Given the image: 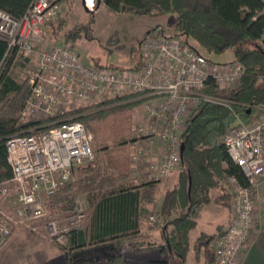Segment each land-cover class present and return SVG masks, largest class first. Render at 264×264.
I'll list each match as a JSON object with an SVG mask.
<instances>
[{
	"label": "built area",
	"instance_id": "1",
	"mask_svg": "<svg viewBox=\"0 0 264 264\" xmlns=\"http://www.w3.org/2000/svg\"><path fill=\"white\" fill-rule=\"evenodd\" d=\"M88 5V0H85ZM94 3V2H93ZM51 0H34L21 18L0 9V38L8 43L6 56L16 51L36 60L28 78L30 94L20 113L23 123L63 114L62 106L73 99L102 100L135 93L142 101L147 120L138 135L148 143L159 141L161 152L150 164L147 180H163L182 169L185 124L192 110L210 102L232 106L227 89L245 73L242 62H218L208 58L180 38L144 37L140 43V64L134 67L97 66L88 62L74 46L49 44L47 23L52 17ZM264 53V30L259 40ZM216 92H209L210 83ZM33 125L7 141L13 175L0 185V196L13 198L21 221L41 220L46 198L57 193L71 179L72 169L96 158L92 136L84 123L60 121L49 128ZM230 159L246 177H226L232 193L231 218L215 239V264H239L256 228V197L264 187V107H257L246 121L236 116L221 140ZM141 150H135V159ZM73 226L57 220L46 224L47 235L65 244L73 229L83 228L86 209L78 201ZM12 219L0 211V244L11 235ZM157 217L148 223L155 225ZM39 226H34L38 229Z\"/></svg>",
	"mask_w": 264,
	"mask_h": 264
},
{
	"label": "trees",
	"instance_id": "2",
	"mask_svg": "<svg viewBox=\"0 0 264 264\" xmlns=\"http://www.w3.org/2000/svg\"><path fill=\"white\" fill-rule=\"evenodd\" d=\"M63 1L66 0H51L52 8ZM33 2L34 0H0V9L8 11L15 18H21ZM104 3L114 12L175 15V32L172 36L182 39L199 51L191 44L192 40L208 54L221 55L232 49L234 60L245 66L241 84L227 93L234 100L231 107L203 102L189 118L183 133V165L174 186L167 189L163 199L159 201L152 193V187L158 181L148 180L146 186L150 187L151 192L143 193V198L148 195L151 197L144 202L141 213L144 219H149L152 215L157 217L156 224L162 230L165 241L163 250L168 256L160 264H186L193 248L198 257L203 255L204 264H215L214 242L222 232H202L194 242L191 240V232L196 228L198 217L207 204L214 202L230 206V195L224 187L227 176L237 175L242 182H246L244 173L230 159L220 137L235 123L237 115L248 121L257 107H264V86L260 84L264 77V53L259 48L264 30V0H104ZM90 30L88 22L79 24L67 32L66 38L75 43L83 36L89 38ZM7 49V41L0 38V185L13 175L7 148V141L12 135L26 133L33 125L51 122L45 127L49 128L64 120L80 121L88 130L102 133L108 125L115 129L118 125L113 124L120 122L121 116H126L125 110L134 106L133 103L123 102L112 107L106 106L129 97L123 95L106 102L64 111L63 115L20 122V113L31 87L29 80L19 83L12 76L10 70L16 51L6 56ZM208 91H217L212 82ZM140 104V100L135 101V107ZM64 115L71 118H64ZM130 140L133 139L125 137L118 144H127ZM105 148L107 147L104 146L103 149ZM88 163L83 168L74 167L71 179L50 196L53 209L67 208L76 213L78 194L81 191L90 192L91 196V191L100 189L108 179L114 183L105 196L116 198L124 193L123 196L128 195L129 201L135 202V185L132 186L125 180L119 181L120 176L127 174L122 166L110 163L112 165L104 167L96 158ZM214 189L219 193L213 197ZM113 230L116 234L111 239L125 236L124 233L118 235V227ZM125 234L129 240L135 241V235H132L134 233ZM68 241L69 244L64 246L68 253L71 249H77L71 254L70 264H137L127 262L117 255L120 246L114 242L102 243L103 238L97 237L93 242L94 247H88L83 228L73 229Z\"/></svg>",
	"mask_w": 264,
	"mask_h": 264
},
{
	"label": "rangeland",
	"instance_id": "3",
	"mask_svg": "<svg viewBox=\"0 0 264 264\" xmlns=\"http://www.w3.org/2000/svg\"><path fill=\"white\" fill-rule=\"evenodd\" d=\"M93 4L89 5L92 8L89 10L84 7L82 0H66L57 5L53 11L57 12L59 17L53 20V23H47V35L49 37V44H67L74 46L83 56H85L88 62L92 65L107 66L113 65L117 67H129L133 65L134 59L139 56V45L140 36L143 30L150 26L155 25L154 30L147 33L146 37L158 38L162 36H170L175 32V17L174 15L167 14H147L135 15L125 12H114L111 11L104 3V0H93ZM53 14V12L51 11ZM89 23L91 27V32H89V38L83 36L75 43L69 41L66 38V34L71 28L79 25ZM191 44L208 58L218 61L226 62L234 60V53L232 49L226 50L221 55L208 54L202 48L194 43L192 40ZM98 62V63H97ZM36 67V60L28 58L23 53L16 54L13 64L11 66V74L17 79L19 83H23L28 80L30 76V71L34 70ZM243 76L227 87V89H219L222 96L230 97L227 93L238 88L241 84ZM260 84L264 86V77L261 78ZM126 99L120 102H113L107 107H112L117 104L130 103L134 106L129 107L125 110L126 116H121V121L116 122L113 125L116 126L115 129H111L110 125L107 126L104 132L95 133L92 130H88L92 136L93 147L96 153V159L103 163H125L130 165L132 168V174L130 180L135 183V135L138 134V126L146 123V112L142 101L140 100V105L135 107V101L138 96L135 93H127ZM123 96V95H122ZM121 96V97H122ZM137 96V97H136ZM136 97V98H135ZM120 98V97H118ZM117 99V98H112ZM111 98H106L102 100L88 101L73 99L62 106V111H69L76 109L78 107L91 105L95 103L106 102L107 100H112ZM233 103L234 100L231 99ZM196 111L192 110L191 115ZM121 115L120 113H117ZM63 115V114H61ZM123 115V114H122ZM115 117V116H114ZM46 118V117H44ZM64 118H71L70 116L64 115ZM43 119V118H34ZM20 122L21 121L20 119ZM188 122V121H187ZM51 122H46L43 125H50ZM234 124V123H233ZM187 127V123L184 125ZM227 131H225L226 133ZM224 133V134H225ZM224 134L220 137L223 139ZM128 137L130 140L127 144L119 145L118 142ZM107 147L103 149V147ZM89 163H85L82 166L85 167ZM104 165V164H103ZM77 174V172H76ZM178 176V172L173 173L168 176L165 180V185L168 183H173L174 179ZM167 186V185H166ZM225 190L230 195V213H231V201L232 193L230 186L225 178L224 180ZM76 190V189H75ZM164 188L161 191L162 196L164 194ZM219 191L214 189L212 191V196L217 195ZM79 195V194H78ZM82 199L76 198V203L81 202ZM46 202V214L41 220H35L33 222L21 221L15 212V204L13 198L4 199L0 196V211H5V214L12 219L11 221V235L7 238L5 242L0 244V264H45L52 263L57 259L62 257H56L55 250H63L64 246L68 244V239L65 244H60L56 240L50 238L47 235L46 224L49 221L57 220L61 225L73 226L75 221V215L77 213L68 210L53 209L51 206L52 197H48ZM208 205V204H207ZM216 207V203H211L206 206L204 211H202V218L207 214V212ZM228 207V206H227ZM87 218V211H86ZM202 218H200V226L191 232V238L195 239L199 229L202 227ZM231 218V216H230ZM199 220V218H198ZM86 219L80 224L84 227ZM215 222V221H214ZM38 225V229H34V226ZM61 253V252H60ZM187 264H196V262H188Z\"/></svg>",
	"mask_w": 264,
	"mask_h": 264
},
{
	"label": "crops",
	"instance_id": "4",
	"mask_svg": "<svg viewBox=\"0 0 264 264\" xmlns=\"http://www.w3.org/2000/svg\"><path fill=\"white\" fill-rule=\"evenodd\" d=\"M82 3L88 10L92 8L86 4L85 0H82ZM55 8H57V5L51 9L53 14L49 20L50 24L55 18L59 17V15H57L58 11H53ZM135 15L139 16L143 14ZM155 25L150 26L149 24V26L143 30V33L140 36V43L142 39L146 37L147 33L154 30L156 27ZM138 52L139 56L134 59L133 65H130L129 67H134L140 64L141 57L139 49ZM135 150H141L139 158L137 160L135 159V183L130 180L132 174V168H130V165L125 163H116V165L122 166V169H124L127 173L124 175V177L120 176L119 181L125 180L128 181L130 185H135V202L132 203L129 201L127 197L128 195L123 196L124 193L116 198L105 196L109 193V188L114 183V181L111 179L105 180L100 189L91 191V196H89L90 192L88 193L81 191L78 195V198L82 199L81 204L87 211V218L83 227V234L86 237L88 247H94L95 243L93 242H95L97 237H100L104 240L102 243L114 242L115 244H118L120 248L116 254L123 257L127 262L137 264H160V261L167 260L168 256L167 252L163 250L165 241L162 230L156 224L157 222L155 225H150L148 223L149 219H144L141 209L144 202L149 201L148 199L151 197V195H148L147 198H143L144 192H151L149 191L150 187L146 186L148 182L146 179V174L150 164L157 161L161 152V144L158 140L154 143H148L144 137H140L137 134L135 135ZM102 162L103 163L101 164H104V167L112 165L107 164L104 161ZM81 168H83V166ZM111 169L114 171L118 170L117 168ZM166 179L167 178L158 181V183L152 187V193L159 199V201L163 199L165 191L169 188H172L177 181L176 177L173 183L169 185L167 183L166 186ZM163 188L165 191L162 196L161 191ZM136 192L139 193L137 194ZM255 202L256 228L253 238L244 251L239 264H264V187L259 191ZM205 207L202 211H204ZM201 213L200 215L202 216ZM200 215L198 217L199 220L197 222L196 228L200 226V218H202ZM230 216L231 213L229 206L227 207L221 204H216V207L210 209L202 218V227L199 229L196 238H191L192 242H194L202 232H223L229 224ZM116 227L120 229L118 231V235L124 233L125 236H118L114 239H111L112 235L116 234L112 232L115 231L113 229ZM125 232L128 234L134 233L132 235H135V244H131L134 242L128 239ZM54 250L56 257L59 256L62 258L61 260L57 259L52 261L51 264H70L72 258L71 254H73L77 249H71L69 253L67 249H64V253L63 250ZM110 251H112V249L109 250V252ZM190 261L196 262V264H204L205 259L202 254H200L198 257L196 254V249L193 248L189 253L187 263Z\"/></svg>",
	"mask_w": 264,
	"mask_h": 264
},
{
	"label": "bare ground",
	"instance_id": "5",
	"mask_svg": "<svg viewBox=\"0 0 264 264\" xmlns=\"http://www.w3.org/2000/svg\"><path fill=\"white\" fill-rule=\"evenodd\" d=\"M93 4V0H88V5Z\"/></svg>",
	"mask_w": 264,
	"mask_h": 264
},
{
	"label": "water",
	"instance_id": "6",
	"mask_svg": "<svg viewBox=\"0 0 264 264\" xmlns=\"http://www.w3.org/2000/svg\"><path fill=\"white\" fill-rule=\"evenodd\" d=\"M182 151H183V145H182Z\"/></svg>",
	"mask_w": 264,
	"mask_h": 264
}]
</instances>
